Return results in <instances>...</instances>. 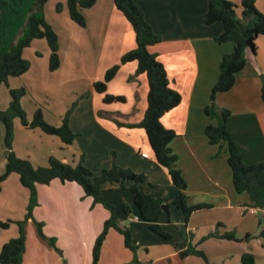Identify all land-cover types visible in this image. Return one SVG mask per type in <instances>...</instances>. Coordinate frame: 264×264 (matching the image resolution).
<instances>
[{
    "label": "crops",
    "instance_id": "crops-1",
    "mask_svg": "<svg viewBox=\"0 0 264 264\" xmlns=\"http://www.w3.org/2000/svg\"><path fill=\"white\" fill-rule=\"evenodd\" d=\"M134 1L153 31L161 37V42L149 46L148 50L157 55L166 70L170 87L181 95L179 105L165 113L161 123L177 135L169 147L177 156V167L186 180L184 193L188 204L211 207L193 212L187 223L182 220L181 210L169 207V215L163 213L159 218L161 227L172 236V240L167 241L150 230L132 198L126 199L118 184L103 185V196L114 206L119 226L130 230L132 243L138 247L136 258L141 263L207 264L198 256L179 257L173 243L184 242L181 231H186L192 235V245L205 254L210 264H242L241 257L245 253L253 255L255 264H264V240L260 236L264 227V208L253 207L246 192L235 191L227 162V146L211 145L205 135L206 127L216 123L206 115L205 107L210 103L211 89L218 80L221 60L233 51L234 44L216 42L215 38L223 31L220 22L205 24L208 0ZM229 1L236 5V17L242 21V0ZM56 2L61 5L60 15L54 14L52 20L47 16V10L53 8V0L46 2L44 14L58 36V69L49 70L50 49L46 40L34 39L22 53L30 62L28 71L10 77L4 83L5 87L0 86V110L7 109L11 89L25 88L26 94L20 104L27 119L31 120L40 101L34 93L46 89L45 84L55 83L57 76L60 82L81 81L92 68L94 74L85 85L89 95L73 101L66 98L52 106L41 107L45 121L59 126L74 104L69 127L77 137L72 144L65 145L59 137L38 128L27 129L16 118L15 154L28 160L33 167L47 166L50 156L75 166L83 156L84 165L93 173L109 168L114 162L145 175L144 191H164L166 205H169L179 189L172 183L167 169L156 161L144 129L127 126L138 124L146 111L149 90L146 75H136V61L120 66L107 83L106 93L124 97L123 102L106 103L104 95L93 89L94 82L103 80L106 71L135 48L131 24L117 10L114 0H97L92 7L83 9L86 28L71 20L67 0ZM255 6L264 14V0H255ZM263 83L264 36L261 35L255 40L254 52H247L246 65L236 74L234 86L215 97L218 107L230 111L227 128L247 165L264 162ZM4 134L0 122V175L6 164ZM22 134H28L25 136L37 143L38 148L23 152L20 146ZM107 158L109 160L105 161ZM37 196L38 206L33 209V219L25 225L22 264H91L94 241L110 218V212L101 204H95L75 182L62 183L54 179L49 184H38ZM28 203V189L21 185L18 174L11 173L0 183V223L23 220ZM125 203L131 207L130 215L124 212ZM34 221L43 223V233L47 237L56 238L61 254L38 235ZM218 224L221 225L219 228ZM215 231L219 235L231 232L236 240L209 238L202 241ZM18 235L19 227L15 223L8 228L0 227V250ZM245 235L251 238L244 240ZM133 259L134 254L125 247L123 236L115 229H109L98 264H131Z\"/></svg>",
    "mask_w": 264,
    "mask_h": 264
},
{
    "label": "trees",
    "instance_id": "trees-1",
    "mask_svg": "<svg viewBox=\"0 0 264 264\" xmlns=\"http://www.w3.org/2000/svg\"><path fill=\"white\" fill-rule=\"evenodd\" d=\"M49 0H0V86L7 83L10 77H18L28 71L30 62L23 58V50L27 48L34 39H45L49 49V70L55 71L60 64L59 42L57 33L46 21L44 5ZM97 0H67L69 16L73 22L81 27L86 26L82 10L92 7ZM115 7L131 24L136 46L126 52L120 62L109 68L103 80L93 83V89L103 94L106 103L113 101L123 102L122 96H113L106 93L107 83L114 78L120 66L127 62L136 61V75L145 74L148 82L147 108L143 119L136 125L128 127H139L144 129L149 144L154 152L156 161L167 169L174 186L179 189L176 198L168 205L174 206L183 213V222L187 223L191 214L195 211L210 208L208 204L189 205L184 191L187 188L181 170L177 167V156L169 147L171 141L177 136L175 131L167 129L161 123V117L179 105L181 95L169 85V79L163 64L158 60L155 53L148 50L149 46L161 42V37L156 34L151 25L146 21L142 9L134 0H114ZM242 21L235 14L236 5L229 0H208V8L204 15L207 25L220 22L223 25L222 33L215 38L218 43L232 42L234 49L231 53L223 56L217 82L211 89L210 103L205 107L206 115L215 120V124H209L205 129V135L211 145L221 148L227 146V162L232 171L233 186L237 193L246 192L249 195L252 206L264 208V162L247 165L242 158L241 152L232 139L228 128L227 119L230 111L220 108L215 103L218 93L229 91L235 84V77L247 62V52L255 50V40L258 36H264V14L255 6V0H242ZM61 9V6L57 7ZM133 78V77H132ZM10 103L5 110H0V122L5 129L4 145L6 164L5 170L0 175V183L11 173L19 175L20 183L29 191V203L25 217L21 221L1 222V228H8L15 223L19 227L17 238L6 242L0 250V264H22L25 251V223L33 219V209L38 206L37 185L49 184L58 179L62 183L75 182L84 191L86 196L92 197L95 204H101L110 212V218L103 224V228L96 238L91 264H98L101 247L109 229L118 231L124 238V245L134 254L131 264H144L137 260L138 247L132 243L130 230L121 227L116 221L115 208L103 196V185L106 183L118 184L126 199L132 198L133 204L139 211L142 220L149 224L150 230L167 241L172 236L159 224L162 216L163 206L166 205V194L164 191L154 190L150 193L144 191L146 177L136 173L130 168H122L112 162L109 168H103L99 173H93L83 163V156L77 165L71 166L62 163L57 158L50 156L45 167H33L28 160L19 158L13 149L14 120L18 118L27 129H40L46 134L60 138L65 145H70L77 135L69 127V116L72 108L66 112L59 126L48 124L40 108L36 109L33 118L27 119L22 109L20 100L26 94L25 88L11 89ZM261 99L264 103V83L261 88ZM121 125L120 123H118ZM114 154L111 155V160ZM109 160L108 158L105 161ZM151 188H155L150 185ZM126 215L131 214V207L127 203L123 206ZM38 235L46 241L49 246L59 254L61 250L56 246L55 238L47 237L43 233V223L34 221ZM221 225L218 224L217 228ZM185 241L173 243L181 259L193 255L203 258L207 264L205 254L192 245V235L181 231ZM264 240V227L260 233ZM209 238H220L236 240L233 233L219 235L217 231L205 236L202 241ZM245 235L244 240L250 239ZM242 264H255L252 254L245 253L241 257Z\"/></svg>",
    "mask_w": 264,
    "mask_h": 264
},
{
    "label": "rangeland",
    "instance_id": "rangeland-1",
    "mask_svg": "<svg viewBox=\"0 0 264 264\" xmlns=\"http://www.w3.org/2000/svg\"><path fill=\"white\" fill-rule=\"evenodd\" d=\"M53 1H54V4H53L52 10L51 11L47 10V16L51 20H52V18L55 17L54 14H56V16H58V15H60V11H61V9L57 10L58 5H60V4H58L56 2V0H53ZM45 5H44V9L46 7ZM87 74H88V76L86 78H83L81 81L76 79L75 81L64 80L65 82H60L59 81L60 78H58V76L56 78L57 81L55 80V83L48 81V83H53V84L52 85L51 84H49V85L45 84L46 89L34 93V97L36 99L40 100L37 104L39 106L38 108H40L43 112L42 108H45L46 104H48V105L51 104V106H52L58 100H64V99L68 98L70 101H73L76 98L80 99L81 97H83V98L87 97L89 94H88V91H86V89H85L86 88L85 85H86V83L90 82V78H91L92 74H94V70L92 68H90L88 70ZM2 87H5V85L3 84ZM2 89H4V88H2ZM84 91H85V93H84ZM72 106H71V108H72ZM25 133H28V132H25ZM25 135H28V134H22L20 136V146H21L22 151L26 152L27 149L38 148V144L34 143L30 138H27L28 136H25ZM24 160H26V159H24ZM25 225H26V223H25ZM25 225H24V232H26L25 231ZM35 226H36V224H35ZM36 230H37V227H36ZM25 237H26V233H25ZM55 240H56V238H55ZM95 241H96V239H95ZM95 241H94V244H95ZM94 244H93V247H94ZM56 246L58 247L57 240H56ZM93 247H92V251H93ZM91 262H92V260H91Z\"/></svg>",
    "mask_w": 264,
    "mask_h": 264
},
{
    "label": "water",
    "instance_id": "water-1",
    "mask_svg": "<svg viewBox=\"0 0 264 264\" xmlns=\"http://www.w3.org/2000/svg\"><path fill=\"white\" fill-rule=\"evenodd\" d=\"M163 212H164L166 215H169V207H168V205H164V206H163Z\"/></svg>",
    "mask_w": 264,
    "mask_h": 264
}]
</instances>
